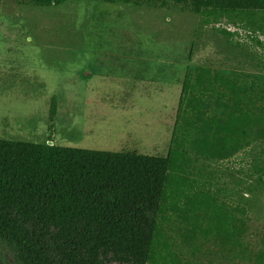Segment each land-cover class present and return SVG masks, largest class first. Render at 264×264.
<instances>
[{
	"label": "rangeland",
	"instance_id": "1",
	"mask_svg": "<svg viewBox=\"0 0 264 264\" xmlns=\"http://www.w3.org/2000/svg\"><path fill=\"white\" fill-rule=\"evenodd\" d=\"M0 40L32 88L1 104L33 112L0 139L170 154L147 264H264V12L0 0ZM0 264H19L2 241Z\"/></svg>",
	"mask_w": 264,
	"mask_h": 264
},
{
	"label": "trees",
	"instance_id": "2",
	"mask_svg": "<svg viewBox=\"0 0 264 264\" xmlns=\"http://www.w3.org/2000/svg\"><path fill=\"white\" fill-rule=\"evenodd\" d=\"M89 1L194 14L264 12V0ZM170 162V154L0 139V241L19 264H147Z\"/></svg>",
	"mask_w": 264,
	"mask_h": 264
},
{
	"label": "crops",
	"instance_id": "3",
	"mask_svg": "<svg viewBox=\"0 0 264 264\" xmlns=\"http://www.w3.org/2000/svg\"><path fill=\"white\" fill-rule=\"evenodd\" d=\"M16 41H9V40H0V136L8 134L11 132L13 134L26 132L24 130L23 122H26L28 120L32 119L33 112L24 110V107L22 106H11L6 105L3 106L1 103L2 101L8 102L10 98H15L19 95H27V92H32L31 86L24 85L25 80L28 79V76L20 69L26 68V66H22L20 64H17L15 62L14 54L12 49H14L13 45ZM124 65L131 66L127 67L125 69L126 77V92L133 95L134 94V83H137L139 86H141V89L139 90V96H147L150 93L149 87V81H141L137 79H131L133 76H138L139 78H142L146 80L148 75V71H150L147 68H140L137 67L138 65L144 64L143 61H146L144 58L140 57H129L124 60ZM193 61V60H192ZM193 66V62H189ZM193 69V67L187 68V72ZM180 70H178L179 72ZM178 72L176 70V85H177V91L180 89L182 90V86H179L178 84ZM187 73L185 74L186 78ZM168 85L171 87L172 85L168 83ZM185 85V84H184ZM198 87V86H197ZM199 87H205V86H199ZM193 88V86H191ZM160 91V90H157ZM161 93V91H160ZM160 93H156V95H160ZM31 94V93H30ZM176 109V101H175V107ZM173 110V112H175ZM58 111V108H51L50 115L53 119L56 112ZM172 114V113H171ZM169 121L171 122V126L173 124L172 116L170 117ZM20 122V124H18ZM169 122L167 121L166 124ZM170 124V123H169ZM10 126H15L16 128L13 130L9 128ZM174 127V126H173ZM173 127H172V141H173ZM5 128V130H4ZM9 128V129H8ZM4 132V133H3ZM7 138V137H6ZM4 140V139H3ZM28 143V142H27Z\"/></svg>",
	"mask_w": 264,
	"mask_h": 264
}]
</instances>
